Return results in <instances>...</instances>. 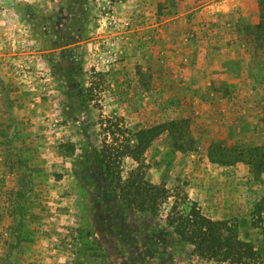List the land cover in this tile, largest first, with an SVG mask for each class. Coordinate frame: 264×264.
<instances>
[{"label": "rangeland", "instance_id": "374dc122", "mask_svg": "<svg viewBox=\"0 0 264 264\" xmlns=\"http://www.w3.org/2000/svg\"><path fill=\"white\" fill-rule=\"evenodd\" d=\"M70 1L0 0V264H223L140 240L109 211L120 201L97 167L93 184H78L77 155L112 143L102 119L120 121V141L154 132L141 161L125 158L122 171L140 164L148 181L166 185L158 219L177 199L183 213L195 202L264 256V171L235 158L258 148L249 158L264 160V50L254 25L209 13L194 23L175 0H89L86 39L56 48ZM78 51L84 73L75 76L63 66H77ZM198 52L212 62L200 59L207 77L188 68ZM77 84L83 94L71 101L66 90Z\"/></svg>", "mask_w": 264, "mask_h": 264}, {"label": "trees", "instance_id": "16d2710c", "mask_svg": "<svg viewBox=\"0 0 264 264\" xmlns=\"http://www.w3.org/2000/svg\"><path fill=\"white\" fill-rule=\"evenodd\" d=\"M258 4L260 20L254 26L248 27L249 34L254 36L259 49L264 50V0H259ZM68 6L66 12L70 15L68 16L70 21L67 22L64 30L56 28L55 35L59 39L56 48H67L86 39L87 24L91 15L89 0H71ZM45 18L48 19L47 16ZM75 57L78 59L77 66L66 64L63 68H70L75 76H79L84 73L82 52L75 53ZM51 67L53 71H58V65ZM66 94L69 100L74 101L83 94V90L79 84L77 87L70 85ZM105 121L109 119H102L100 124L105 127L103 129L107 135L112 137V143L105 142L101 148L88 146L77 155L75 160L73 173L81 187L87 188L95 182L92 168L97 167L101 177L120 201V204L113 205L109 211L115 216L119 215L122 221H126L132 227L135 226L136 233L142 241L149 237L160 248L171 250L189 248L192 256L207 261L223 264H262L264 256L251 244L240 239L236 227L227 220H214L205 215L195 202L189 205L187 213H183L179 207L180 201L177 199L168 216L164 220L158 219L160 209L170 194L166 185L148 181L141 171L140 164L131 170L126 178L122 171L125 158H131L137 163L141 161L151 144L152 140L149 136L151 131L143 130L137 133L135 143L132 138L120 141L117 137L118 131L121 135L124 133L119 129L120 121L117 120V123L109 126ZM236 148L232 147L230 151L235 152ZM257 150L258 148L248 149L235 158L245 159L246 163L262 172L264 160L253 162L249 158L253 157ZM184 199L189 200L187 194ZM256 210L260 215L264 212V198L256 205Z\"/></svg>", "mask_w": 264, "mask_h": 264}, {"label": "crops", "instance_id": "0c3cea01", "mask_svg": "<svg viewBox=\"0 0 264 264\" xmlns=\"http://www.w3.org/2000/svg\"><path fill=\"white\" fill-rule=\"evenodd\" d=\"M176 6H175V12L179 13V16L182 17H191V14L193 16V22L195 23H200L203 21H206L204 19V16L206 13L209 14H215L216 17L218 18L219 16H222V20H230L235 17L243 18L246 21L251 22V25H255L259 22L260 20V12H259V0H175ZM226 18V19H224ZM210 21H216L213 18H209ZM213 23V22H212ZM208 24V27L211 26L210 23ZM213 26V25H212ZM211 26V27H212ZM198 27V24H197ZM222 30V27L220 28ZM204 31V30H202ZM187 32V30H186ZM184 35V33H183ZM232 46H229L228 44L223 47V50H231L229 49ZM211 48L209 50H206L207 52H211ZM195 52L197 50H194ZM206 53H201L198 52L196 55V60L194 62V65H190L188 68H191V74L196 75V74H204V76L207 77V72L205 70L207 63H200V59L203 57V60L206 58L209 64H211V60L209 57H206L205 55H208ZM194 55V56H195ZM192 62V63H193ZM186 68V69H188ZM200 69H203L202 71ZM203 78V77H202Z\"/></svg>", "mask_w": 264, "mask_h": 264}]
</instances>
